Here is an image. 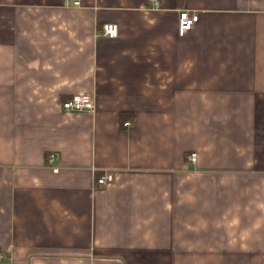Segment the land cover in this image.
Listing matches in <instances>:
<instances>
[{
	"label": "crops",
	"instance_id": "obj_1",
	"mask_svg": "<svg viewBox=\"0 0 264 264\" xmlns=\"http://www.w3.org/2000/svg\"><path fill=\"white\" fill-rule=\"evenodd\" d=\"M70 3L0 0V264H264V0Z\"/></svg>",
	"mask_w": 264,
	"mask_h": 264
},
{
	"label": "built area",
	"instance_id": "obj_2",
	"mask_svg": "<svg viewBox=\"0 0 264 264\" xmlns=\"http://www.w3.org/2000/svg\"><path fill=\"white\" fill-rule=\"evenodd\" d=\"M159 0H145V5L148 8H157ZM80 0H71V6H79ZM197 15L194 12H188L186 10L179 11L177 15V27L176 34L177 36H182L191 26L196 22ZM101 34L108 38H115L117 35V27L112 23H104L101 25ZM61 109L63 111H92L93 110V99L87 94L75 95L67 98L61 102ZM128 122H123V126H127ZM55 159L53 154H49L46 157L47 165L51 166V171L56 172L57 168L52 166V162ZM188 160L194 162L195 154L190 153L188 155ZM110 180V175H101L96 178L95 182L99 185L104 184L106 181Z\"/></svg>",
	"mask_w": 264,
	"mask_h": 264
},
{
	"label": "trees",
	"instance_id": "obj_3",
	"mask_svg": "<svg viewBox=\"0 0 264 264\" xmlns=\"http://www.w3.org/2000/svg\"><path fill=\"white\" fill-rule=\"evenodd\" d=\"M121 115V117H123L124 118V116H125V114H120Z\"/></svg>",
	"mask_w": 264,
	"mask_h": 264
}]
</instances>
